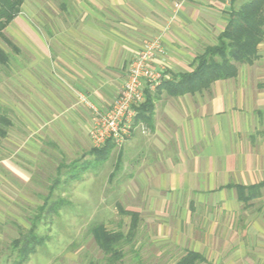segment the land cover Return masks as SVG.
Segmentation results:
<instances>
[{
	"label": "crops",
	"instance_id": "crops-1",
	"mask_svg": "<svg viewBox=\"0 0 264 264\" xmlns=\"http://www.w3.org/2000/svg\"><path fill=\"white\" fill-rule=\"evenodd\" d=\"M29 1L8 26L23 53L19 79L7 83L18 85L26 107L6 102L20 116L32 109L39 142L83 153L95 147L80 96L109 110L132 60L154 39L164 49L152 62L163 82L191 72L196 57L217 43L230 13L248 0ZM151 92L152 125L137 124L118 153L113 150L128 210L152 228L158 246L201 254L208 264H264V189L251 200L241 191L264 183V40L256 59L232 79L178 97Z\"/></svg>",
	"mask_w": 264,
	"mask_h": 264
},
{
	"label": "rangeland",
	"instance_id": "rangeland-1",
	"mask_svg": "<svg viewBox=\"0 0 264 264\" xmlns=\"http://www.w3.org/2000/svg\"><path fill=\"white\" fill-rule=\"evenodd\" d=\"M29 5H33L32 0ZM7 28L0 35V47L9 56L7 64L0 63V130L7 133L5 137L0 133V264L14 263L13 241L27 235L34 225L44 243L26 264H107L105 254L95 242L93 227L104 225L126 235L131 223L130 217L119 213V206L128 209L129 193L117 189V180L124 176L114 168L115 152L98 165L91 154L93 148L81 153L74 145L70 150L49 139L39 142L34 134L32 109L20 116L6 102L17 105V101L23 100L18 85L7 83L19 79L22 62L18 55L23 53ZM1 119L8 121V125ZM115 148L118 153L121 147ZM76 163L80 167L92 163V171L79 182L68 177ZM115 170V177L108 182ZM100 175L103 182H83L84 177L99 179ZM46 199L48 208L62 201L58 215L48 208L41 214L39 209ZM150 232L152 228L140 221L136 237L121 246L124 258L118 264H176L185 255L174 248L158 246Z\"/></svg>",
	"mask_w": 264,
	"mask_h": 264
},
{
	"label": "trees",
	"instance_id": "trees-1",
	"mask_svg": "<svg viewBox=\"0 0 264 264\" xmlns=\"http://www.w3.org/2000/svg\"><path fill=\"white\" fill-rule=\"evenodd\" d=\"M24 2L25 0H0V35L21 13ZM263 40L264 0H248L241 8L234 9L230 13L228 25L217 38V43L206 46L196 57L191 72L164 81L158 90L165 89L169 95L178 97L207 90L216 81L232 79L238 75L241 65L250 64L256 59L258 47ZM8 62V54L0 47V63ZM155 100L156 95L147 89L144 102L136 108V125L139 123L152 125ZM2 119L1 121L8 125L9 122ZM0 133L3 137L7 135L2 130ZM115 147L116 144L113 141H108L102 148H94L91 154L95 155V162L100 165L109 159ZM91 165L92 163H85L80 167L77 163L74 164L70 168L68 177L74 182H79L85 173L92 171ZM263 189L264 183L241 188V191H248L249 195L246 199L251 200L259 197ZM48 203L49 199H46L44 205L40 207L41 214L48 208ZM61 207L62 201L52 204L48 209L51 213L58 215ZM119 213L131 219L126 235L122 231H110L104 225H97L92 229L95 242L105 254L107 264H118L123 260L124 252L121 246L136 237L141 221L140 214L135 211L119 206ZM43 243L44 238L37 233V227L34 225L27 235L13 241L12 253L15 256L13 264H26L35 254L36 248ZM203 263L208 264L203 255L189 251L176 264Z\"/></svg>",
	"mask_w": 264,
	"mask_h": 264
},
{
	"label": "built area",
	"instance_id": "built-area-1",
	"mask_svg": "<svg viewBox=\"0 0 264 264\" xmlns=\"http://www.w3.org/2000/svg\"><path fill=\"white\" fill-rule=\"evenodd\" d=\"M233 1L227 0L228 3ZM159 54H164L159 40L143 44L129 66L121 93L109 110H102L85 96H80L81 103L90 112L89 137L95 148H102L108 141L118 147L127 142L136 127V108L144 102L146 90L156 91L163 83L162 73L152 66L153 59ZM141 128L146 131L144 125Z\"/></svg>",
	"mask_w": 264,
	"mask_h": 264
}]
</instances>
